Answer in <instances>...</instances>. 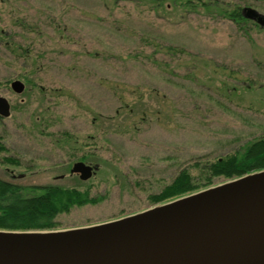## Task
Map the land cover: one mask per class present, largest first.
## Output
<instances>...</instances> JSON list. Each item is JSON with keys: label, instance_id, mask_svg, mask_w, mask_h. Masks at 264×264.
<instances>
[{"label": "rangeland", "instance_id": "obj_1", "mask_svg": "<svg viewBox=\"0 0 264 264\" xmlns=\"http://www.w3.org/2000/svg\"><path fill=\"white\" fill-rule=\"evenodd\" d=\"M244 6L264 14V0H0V141L15 160L0 178L97 199L33 231L160 205L149 195L184 168L197 191L232 180L202 165L264 138V26L225 13Z\"/></svg>", "mask_w": 264, "mask_h": 264}, {"label": "water", "instance_id": "obj_2", "mask_svg": "<svg viewBox=\"0 0 264 264\" xmlns=\"http://www.w3.org/2000/svg\"><path fill=\"white\" fill-rule=\"evenodd\" d=\"M241 14L264 26L254 8ZM9 113L0 95V116ZM94 170L75 161L70 173L85 180ZM0 264H264V169L98 224L0 229Z\"/></svg>", "mask_w": 264, "mask_h": 264}, {"label": "trees", "instance_id": "obj_3", "mask_svg": "<svg viewBox=\"0 0 264 264\" xmlns=\"http://www.w3.org/2000/svg\"><path fill=\"white\" fill-rule=\"evenodd\" d=\"M226 16L236 23L245 21L240 9L226 11ZM6 148L0 141V163H15L2 153ZM204 179L214 177L234 179L264 169V138L247 141L231 153L217 157L202 165ZM207 187V185H205ZM200 189V188H199ZM198 190L187 169H181L172 181L158 193L149 195L154 204H162ZM96 198L86 190L60 185H19L0 178V229L45 230L56 226L58 214L68 212L73 206L95 203Z\"/></svg>", "mask_w": 264, "mask_h": 264}]
</instances>
